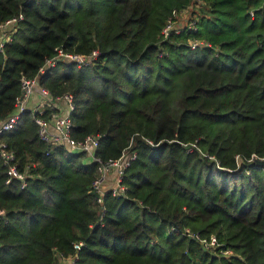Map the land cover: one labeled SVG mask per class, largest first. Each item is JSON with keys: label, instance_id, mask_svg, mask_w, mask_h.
Returning <instances> with one entry per match:
<instances>
[{"label": "trees", "instance_id": "1", "mask_svg": "<svg viewBox=\"0 0 264 264\" xmlns=\"http://www.w3.org/2000/svg\"><path fill=\"white\" fill-rule=\"evenodd\" d=\"M20 13L0 126L23 77L36 99L0 132L25 173L6 182L0 156V264H264V0H0V23ZM55 48L87 61L47 65ZM66 112L102 162L131 154L102 202L100 163L39 135L36 115L52 128Z\"/></svg>", "mask_w": 264, "mask_h": 264}, {"label": "built area", "instance_id": "2", "mask_svg": "<svg viewBox=\"0 0 264 264\" xmlns=\"http://www.w3.org/2000/svg\"><path fill=\"white\" fill-rule=\"evenodd\" d=\"M23 18V14L20 13L17 16H14L12 18L7 19L6 21L0 23V50L3 48V45L6 41H9L11 39V30L14 27V23L16 21H19ZM170 29V21L164 27L163 32L167 33V31ZM56 54L48 59L46 61L47 65L54 66L58 60H72L75 61L78 64H82L86 62V57L82 54H74L70 52L64 51L62 48H55ZM43 71V68L41 69ZM21 94L16 97L15 101V107L16 112L9 116L0 126V132L10 130L14 127V125L17 124L19 119L21 118L22 113L25 111L26 103L29 100V97L32 92V89L34 85L37 83L36 78H22L21 79ZM41 93L44 96V101L40 103L39 107H37L34 112L39 111V113H43L44 111V105L51 104V100L48 98L47 90L41 89ZM62 98L57 99H64L65 104L68 107V111L73 110L74 103L72 101L73 96L71 93H66ZM35 122L38 125V132L40 137L51 143H64L69 149L80 151L85 153L88 157H90L92 160L98 161L100 164L98 165V176L93 180V187L96 192H98L100 195L98 196V201L102 202L103 193L107 190L106 185V179L109 175L108 173L116 169L117 170V176L115 178V186L113 187L115 189L122 190L123 187L120 186L119 180L121 177V174L123 172L124 167L128 164V158L130 155L123 154L121 157H118L116 159H108L104 162L101 161L99 157L95 155V150L98 146V137L88 135L83 140H77L72 135V127L74 125L73 120L71 118V115H69V112L63 113L62 115H58L55 117L54 123L52 128L49 127L48 120H46L44 117L41 116H35L34 117ZM5 143L0 142V156L3 158L4 163L7 165L6 168V182L11 181L12 179H20L21 180V186L23 187L25 185V173L18 169L15 155L12 151L6 150ZM132 155L131 157H133ZM0 213H2L0 211ZM82 243H76L75 247L79 248ZM61 264H75V259H67L64 260Z\"/></svg>", "mask_w": 264, "mask_h": 264}, {"label": "rangeland", "instance_id": "3", "mask_svg": "<svg viewBox=\"0 0 264 264\" xmlns=\"http://www.w3.org/2000/svg\"><path fill=\"white\" fill-rule=\"evenodd\" d=\"M189 8H191L189 6ZM189 8H185L180 10L178 13L175 14L176 20L170 22V28H178L182 26L185 21H187V18L189 17ZM85 159L90 160L88 156L85 157Z\"/></svg>", "mask_w": 264, "mask_h": 264}, {"label": "water", "instance_id": "4", "mask_svg": "<svg viewBox=\"0 0 264 264\" xmlns=\"http://www.w3.org/2000/svg\"><path fill=\"white\" fill-rule=\"evenodd\" d=\"M252 163L264 168V157H254Z\"/></svg>", "mask_w": 264, "mask_h": 264}, {"label": "crops", "instance_id": "5", "mask_svg": "<svg viewBox=\"0 0 264 264\" xmlns=\"http://www.w3.org/2000/svg\"><path fill=\"white\" fill-rule=\"evenodd\" d=\"M35 99H36V94L30 95L29 100L26 103V108L27 109H31L33 107V105L35 104ZM111 183V182H110Z\"/></svg>", "mask_w": 264, "mask_h": 264}]
</instances>
